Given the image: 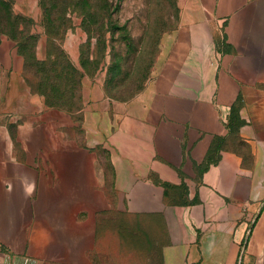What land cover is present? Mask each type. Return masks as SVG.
Listing matches in <instances>:
<instances>
[{
	"label": "crops",
	"instance_id": "obj_1",
	"mask_svg": "<svg viewBox=\"0 0 264 264\" xmlns=\"http://www.w3.org/2000/svg\"><path fill=\"white\" fill-rule=\"evenodd\" d=\"M179 6L142 94L111 111L102 86H88V148L13 113L12 96L32 92L16 43L0 38V264L86 263L97 238L120 243L124 225L145 253L158 245L160 264H264V0ZM239 95L242 148L227 125ZM218 136L220 158L199 174ZM97 146L110 155L112 202ZM111 206L114 230L98 218Z\"/></svg>",
	"mask_w": 264,
	"mask_h": 264
},
{
	"label": "rangeland",
	"instance_id": "obj_2",
	"mask_svg": "<svg viewBox=\"0 0 264 264\" xmlns=\"http://www.w3.org/2000/svg\"><path fill=\"white\" fill-rule=\"evenodd\" d=\"M0 2V7L3 9L6 8L7 4H11L14 15L21 14L33 18L32 31L41 35V43H38L36 53L33 50L32 54L25 56L21 54L16 40L6 32L1 31V29L0 38L6 36L16 43L18 52L24 57V66L30 64L36 67L35 65L42 64L49 68L55 67L58 69L56 72L58 71L59 78L62 77L61 79H64L65 83L60 85L61 89L56 88L58 91H64L63 95H59L61 96L60 102L54 101L51 103V100H56V91H50L52 98L49 99V95L47 96L40 91H33L27 79V76H30L33 84H39L40 81H46L43 80L45 77L40 78L33 72L27 74V71H24L23 77L32 93H28L27 98H22V100H17L15 99L16 96H12L10 103L12 104V110H14L13 113L25 111L22 114V119H44L45 124L43 123V127L46 128L44 131L52 133L55 136V142L58 141L57 134L64 133L73 139L77 148L89 147L86 143L84 128V110L87 107L85 96L88 86H102L104 94L110 102L109 108L111 111H114L118 104L133 101L147 88L165 41L179 25L180 19L179 0H114L116 4L114 19L116 21L118 19L119 25L126 28L110 30L107 36L110 39L113 33L117 31L114 33L115 37L120 36V39L114 41V44L123 53L126 49L125 35L123 34L130 32L134 39V45L139 48L133 59L125 60L124 55H121V58H124L122 59V67L115 71L112 69L114 57L110 53L113 42L109 43L108 37V45H104L103 42L97 44V40L93 38L88 47V58L86 61H82V49L88 40V34L81 26V18L77 16L76 12L69 14V16H72L73 22L61 39L62 48L68 56L67 61L48 54V52L46 53V35L43 33L45 30L42 25L43 14L39 0H0ZM3 13H5V17L10 16L8 11L0 10V15ZM5 22L0 20V28L6 25ZM20 25V28L24 27L22 23ZM71 65L76 66L83 73L81 87L77 90L74 81L70 79L69 66ZM87 68L89 72L85 71ZM2 76L0 72V84H2ZM17 83L19 82L12 81L11 87L14 88ZM72 89L76 90L73 94L70 92ZM16 101H20V104ZM65 118H69V124L62 123L63 120H66ZM16 127L17 125L13 124L12 129L15 135L17 134ZM39 128L41 127L39 126ZM43 142L44 147L47 149H50V144L53 143L49 144V141L46 140H43ZM231 145L242 148L237 136L232 138ZM91 149L95 150L97 155L94 163L95 167L98 170L102 169V189L105 192L103 193L109 201H115L117 192L113 186V167L109 152L101 146L92 147ZM104 211L98 214V218L102 220L103 226H111L114 230L115 223L111 221L115 215L114 208L111 206L110 209ZM124 229V237L120 243L118 240L116 243V238H108L107 243H102L101 239L97 238L95 245L86 254L89 260L86 263L80 262L77 264H160L158 245H156L155 253H145L143 249L146 240L142 237L132 236L130 234L131 229L125 227V225ZM39 264L73 263L44 259Z\"/></svg>",
	"mask_w": 264,
	"mask_h": 264
},
{
	"label": "trees",
	"instance_id": "obj_3",
	"mask_svg": "<svg viewBox=\"0 0 264 264\" xmlns=\"http://www.w3.org/2000/svg\"><path fill=\"white\" fill-rule=\"evenodd\" d=\"M39 4L43 14L42 25L45 30L43 33L46 35V53L48 52V54L55 55V57H60L63 60L68 61V56L62 48L61 39L65 35L68 28L72 25L73 19L72 16H69L71 12H76L77 16L81 18L80 24L88 34V40L83 45L82 49V61H86L88 58V47L93 38L97 40V44L103 42L104 45H108L107 33L110 30L114 31L115 29L119 30L121 28H126L125 26L119 25L118 19L117 21L114 19V14L116 13V4L114 3V0H39ZM6 8L3 9L0 7L1 11H8L10 14L9 17H5V13L0 15V20L3 22L6 21V25L0 28L1 31L6 32L14 40H16L21 54L28 56L33 53V50L36 53L38 43H41V35L32 31L33 18H28L21 14L14 15L11 4H7ZM21 23L24 27L20 28ZM116 32L117 31L114 33ZM114 33L110 39L109 37L108 39L110 41L109 43L113 42L110 51L111 55L114 57L112 69L118 71L121 69L123 64L122 59H124L121 58V55H124L125 60L133 59L134 55H137L139 48L134 45V39L131 36V33L123 32V35H125L126 49L125 52L122 53L114 44V41L120 39V36L116 38ZM48 48H50V50H48ZM35 66L36 67H34V65L26 64L24 71H27V74L33 72L36 76H40V78L45 77L43 80L46 81H40L38 82L39 84H33L31 81L32 78L27 76L33 91H40L47 96L49 95V99L52 98L50 93L56 91V100H51L50 102H60L59 100L61 99V96L59 95H63L64 91H58L56 88L61 89L60 85L65 83L64 79H61L62 77L59 78L60 76H58V71L56 72L58 69L55 67L49 68L42 64ZM69 68L71 74L70 79L74 81L76 90L80 89L83 73L74 65L69 66ZM85 71L89 72L88 68L85 69ZM76 90L72 89L70 92L73 94ZM243 104V97L239 95L237 100L232 104L229 121L227 123L230 135L232 138L237 136L239 144L242 147L245 145V142L240 138L239 130L245 123V119L241 116L240 112ZM226 140L227 137L223 136H218L214 139L204 161L197 164L199 174L207 169L212 162H216L220 158V150L224 147Z\"/></svg>",
	"mask_w": 264,
	"mask_h": 264
}]
</instances>
